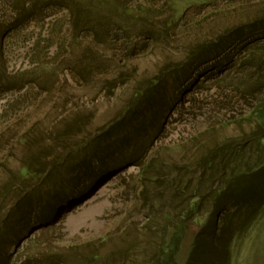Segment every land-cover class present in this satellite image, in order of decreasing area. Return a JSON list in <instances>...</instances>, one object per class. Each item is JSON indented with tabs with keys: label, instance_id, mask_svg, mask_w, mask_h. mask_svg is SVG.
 <instances>
[{
	"label": "rangeland",
	"instance_id": "1",
	"mask_svg": "<svg viewBox=\"0 0 264 264\" xmlns=\"http://www.w3.org/2000/svg\"><path fill=\"white\" fill-rule=\"evenodd\" d=\"M120 1L146 17L126 16L130 29L124 30L117 27L120 11L108 10L103 0H0V194L7 191L0 198L7 227L0 264H153L193 190L200 197L218 187V181H200V153L239 141L264 123L258 107L264 101L263 31H243L205 61L189 52L262 17L264 0ZM145 20L158 31L149 38L139 29ZM154 77L158 114L124 135L119 152L107 159L115 172L105 182L45 221L33 203L11 214L16 192L49 187L48 178L26 175L24 165L63 172L71 149L87 137L104 138L135 102L138 83L152 89ZM130 159L138 164L123 167ZM205 199L199 205L208 208ZM191 219L184 220L178 263L196 232ZM263 223L264 212L234 238L228 264H264Z\"/></svg>",
	"mask_w": 264,
	"mask_h": 264
},
{
	"label": "trees",
	"instance_id": "2",
	"mask_svg": "<svg viewBox=\"0 0 264 264\" xmlns=\"http://www.w3.org/2000/svg\"><path fill=\"white\" fill-rule=\"evenodd\" d=\"M103 5L108 10H113L115 6L116 10L120 11L123 20L120 23L117 22V27L120 29H130L126 16L146 17L125 1L103 0ZM139 29L144 30L147 38L154 36V31H157L146 20ZM250 29H260L264 33V15L230 28L227 35H221L222 37H218L217 42L213 44H196L189 52L193 59L201 58L205 61L206 54L222 53L231 45L227 42H234L243 31ZM157 78H151L149 82L153 85L152 89H146L147 86L142 87L141 83H138L133 95L136 96L135 102L132 100L133 102L124 108L125 112L121 118L115 120L102 133L104 138L95 136V139H88L87 137L83 145H76L74 150L71 149L74 153H71L73 157L70 158L68 165L62 167L64 171L60 174L58 172L48 174L47 169L39 170V172L32 170L30 169L32 162L24 165L26 175L30 177L41 175L43 176L41 180L44 177L48 178L46 183L49 187L45 191L34 187L33 192L30 191L29 194H25L24 191L14 193L19 200H15L17 207L13 204L12 209H9L11 214L14 209L17 212L24 211L23 205L30 207L33 203L37 205L36 212L39 214V220L45 221L46 218L57 216L66 205L80 203L89 196L90 189L105 182L115 172L114 167L108 165L107 159L119 152L118 148L123 143L124 135L141 131L145 122L154 120L153 117L158 114L157 106L160 108L161 102L153 91L155 87L159 88ZM140 98H143L144 102L138 106L137 101ZM258 107L262 109L260 112L264 113V101H259ZM72 123L77 122L72 121ZM125 127L127 130L121 134L120 131ZM252 127L249 133L243 135L239 141L230 140L216 144L205 148L204 153H200L197 159L198 166L204 170V172L200 170V181H210L211 184H217L218 181V187L212 191L208 190V193L202 192L200 197L196 196L199 191L197 193L193 190L194 192L187 199L188 204L180 210L181 219L172 228H168L171 230L169 235L162 236L153 264H228L234 238L243 236L254 223L261 219L264 212V123H258ZM56 138H59V135H56ZM112 148L116 150L112 151ZM142 155L143 153L138 154L139 158H142ZM113 162L115 163V159ZM134 164H138L137 161L130 159L129 163L122 166ZM68 173L70 175H67ZM82 182L84 187H80ZM185 187L186 184L181 188V192L185 191ZM175 189L178 192L179 185H176ZM6 192H1L0 198H3ZM204 196H206L208 208H205V205H199ZM204 214L206 215L203 218ZM6 215L4 218L7 217ZM189 218H192L191 222L196 224V232L188 245L184 261L178 263L180 242L187 226L184 220ZM3 220L0 219V235L7 231ZM261 226H264V223ZM15 227L18 228V225Z\"/></svg>",
	"mask_w": 264,
	"mask_h": 264
}]
</instances>
